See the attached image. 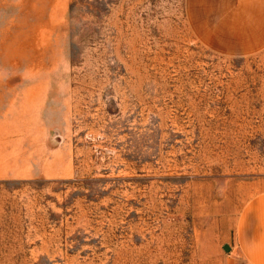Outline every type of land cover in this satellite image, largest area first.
<instances>
[{
	"label": "rangeland",
	"instance_id": "rangeland-1",
	"mask_svg": "<svg viewBox=\"0 0 264 264\" xmlns=\"http://www.w3.org/2000/svg\"><path fill=\"white\" fill-rule=\"evenodd\" d=\"M263 192L262 54L185 0H0V264H249Z\"/></svg>",
	"mask_w": 264,
	"mask_h": 264
},
{
	"label": "crops",
	"instance_id": "crops-1",
	"mask_svg": "<svg viewBox=\"0 0 264 264\" xmlns=\"http://www.w3.org/2000/svg\"><path fill=\"white\" fill-rule=\"evenodd\" d=\"M193 36L207 48L232 57H264V0H185ZM234 244L249 264H264V192L239 216Z\"/></svg>",
	"mask_w": 264,
	"mask_h": 264
},
{
	"label": "water",
	"instance_id": "water-1",
	"mask_svg": "<svg viewBox=\"0 0 264 264\" xmlns=\"http://www.w3.org/2000/svg\"><path fill=\"white\" fill-rule=\"evenodd\" d=\"M225 249H227V247H225Z\"/></svg>",
	"mask_w": 264,
	"mask_h": 264
}]
</instances>
